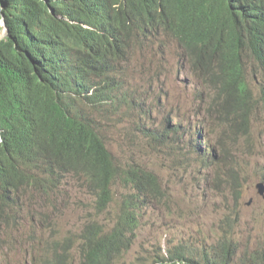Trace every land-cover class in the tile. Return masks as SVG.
Here are the masks:
<instances>
[{"label": "trees", "instance_id": "obj_1", "mask_svg": "<svg viewBox=\"0 0 264 264\" xmlns=\"http://www.w3.org/2000/svg\"><path fill=\"white\" fill-rule=\"evenodd\" d=\"M118 3L124 24L110 33L108 25L100 27L94 20L93 0H0V24L5 21L7 28L0 39V264H12L18 243L44 230L52 231L53 238L32 244L34 264L40 254L36 243L46 251L41 264H73L77 258L80 264H115L134 245L142 210L167 195L154 171L115 158L99 113L108 117L124 106L137 110L142 120L135 124L138 131L158 145L184 135L180 120L171 114L161 128H148L143 120L151 113L147 102L162 99L150 68L133 65L137 59L130 58L133 49L151 42L162 29H172L182 19L204 25L203 45H190L188 55L193 95L204 115L203 125L193 127L194 136L219 125L225 137L248 142L255 115L264 113V0H134L127 19L122 10L131 0ZM181 30L179 26L177 36ZM247 59L261 75L259 81L249 79ZM206 137L199 155L239 200L244 170L215 161L218 154L227 159L230 147L221 138L213 142ZM75 183L94 198L99 215L113 208L117 184L129 193L121 199L119 213L110 214L116 218L111 226L95 216L79 234L60 238L54 217L68 207ZM22 211L30 226L18 237ZM167 255L155 264H264V240L256 250L242 251L230 226L216 244H178Z\"/></svg>", "mask_w": 264, "mask_h": 264}, {"label": "rangeland", "instance_id": "obj_2", "mask_svg": "<svg viewBox=\"0 0 264 264\" xmlns=\"http://www.w3.org/2000/svg\"><path fill=\"white\" fill-rule=\"evenodd\" d=\"M5 36V29H0V39ZM167 56L172 68L180 64L181 58L172 46ZM130 58L132 62L137 59L133 65L150 68L151 77L155 81L153 84L162 99L158 104L153 101L155 98L147 102L151 113L143 120L150 124L148 128H161L165 117L171 114L172 119L180 120V130L184 135L178 137L179 139L174 136L176 140L168 142L173 146L168 143L158 145L147 140L138 131L135 124L142 120L137 115V110L133 111L124 106L115 115L108 117L99 113L103 135L115 158L124 163L133 161L154 171L167 195L159 203L142 210L141 227L135 243L115 264H155V260L162 256L167 257L169 249L178 244L193 248L207 247L216 244L224 230L230 226L235 228L236 239L240 242L242 251L256 250L264 240V196L256 189L259 183H264V113L257 112L255 115L251 139L248 142L247 139L229 134L225 137L224 130L219 125L215 128L205 125V138L206 134L213 142L221 138L230 147L231 152L227 159L218 154L215 161L237 165L245 172L246 183L241 197L237 200L231 195V190L229 191L224 181L218 183L219 179L211 168L212 165L207 167L208 164L199 155L205 148L199 135L194 136L192 132L196 124L203 125L204 115L199 108L200 101L193 95L194 77L184 67L180 69L182 74L177 79L173 74H167L162 67V59L152 54L151 47L143 51L134 50ZM247 71L251 81L260 80L261 75H258L249 59ZM158 78L160 79L157 81ZM214 158L211 157V160L214 161ZM74 185V196L68 207L54 217V226L57 227L55 235L60 238L79 234L85 224L95 216L100 217L102 224L111 226L116 218L110 214L119 213L121 199L129 193L124 186L117 184L114 188L113 208L109 213L99 215L95 210L94 198L84 193L81 187H76L78 184ZM59 203L62 204V201L59 200ZM22 212L23 217L20 218H26L27 212ZM38 224L46 229L47 225L41 224L39 219ZM29 226L26 219L18 223V235L25 236ZM51 238L52 231L45 233V230L24 238L18 243V252L10 256L12 264H34L30 256L32 244L41 239L47 243ZM35 246V250L40 253L36 254V264H41L46 251H40L37 243ZM73 264H80L78 258Z\"/></svg>", "mask_w": 264, "mask_h": 264}, {"label": "clouds", "instance_id": "obj_3", "mask_svg": "<svg viewBox=\"0 0 264 264\" xmlns=\"http://www.w3.org/2000/svg\"><path fill=\"white\" fill-rule=\"evenodd\" d=\"M93 1L96 3L97 8L95 12H92V14L94 16V20L99 24L100 27L101 25L104 26L108 25L105 28V30L111 33L119 30L123 26L124 21L120 17L119 9H118L119 0H93ZM120 1L123 2L124 0H120ZM84 9L86 8L84 7ZM133 11H134V0H131V4L126 10L125 18L127 19L128 17H130ZM101 20H103V22ZM177 26H180L182 28L178 36H177ZM2 28H4L5 33H7L5 21H2L0 24V29ZM203 33H204V25L202 22L182 19L178 21V23L175 25L174 28L162 29L151 42H147L144 45H140L139 47L133 50H136L138 48L148 49L151 47L152 54L162 59V67H164L169 72V75L172 76L173 74L175 76V79H177L182 74L179 73L182 63L184 64V70L186 72L193 73L190 66V59L188 57L190 53V45H194V46L203 45ZM181 38L183 39V41L180 42ZM170 46L175 48L178 56H180L181 58L180 64H177L173 68L170 66L167 56V52ZM0 142H2L1 136H0ZM25 219L28 220V222L30 221L29 218H23L21 222L25 221Z\"/></svg>", "mask_w": 264, "mask_h": 264}, {"label": "bare ground", "instance_id": "obj_4", "mask_svg": "<svg viewBox=\"0 0 264 264\" xmlns=\"http://www.w3.org/2000/svg\"><path fill=\"white\" fill-rule=\"evenodd\" d=\"M54 9H55V7H54ZM122 12H126V9H123L122 10ZM124 14V13H123ZM192 15L194 16L195 15V13L194 12H192ZM165 17H167V15H164V16H162V17H159L158 19H164ZM190 18H192V17H190ZM160 28H163V25L160 27ZM179 28V26H177V29ZM255 39V38H254ZM248 40V39H247ZM174 41H176V40H174ZM243 41V40H242ZM242 46V45H241ZM259 46V45H258ZM177 47H178V45H177ZM170 55H172V54H169V56ZM169 56H168V58H169ZM108 66V65H107ZM184 67V64L182 63V65H181V67H180V69L181 68H183ZM179 73H181L180 72V70H179ZM123 78V77H122ZM213 96V95H212ZM198 135H199V139L201 140V142L203 143L204 142V140H206V138H205V133L202 131V130H199V132H198ZM200 140H198L199 141V143H200ZM202 145H204V144H202ZM208 146V145H207ZM208 167V166H207ZM210 167V166H209Z\"/></svg>", "mask_w": 264, "mask_h": 264}, {"label": "water", "instance_id": "obj_5", "mask_svg": "<svg viewBox=\"0 0 264 264\" xmlns=\"http://www.w3.org/2000/svg\"><path fill=\"white\" fill-rule=\"evenodd\" d=\"M256 189L260 195L264 196V183H259Z\"/></svg>", "mask_w": 264, "mask_h": 264}]
</instances>
